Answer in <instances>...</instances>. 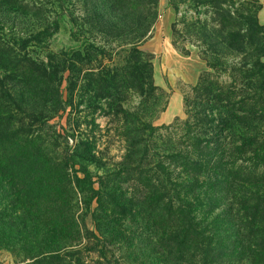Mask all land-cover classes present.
<instances>
[{"label":"rangeland","instance_id":"rangeland-1","mask_svg":"<svg viewBox=\"0 0 264 264\" xmlns=\"http://www.w3.org/2000/svg\"><path fill=\"white\" fill-rule=\"evenodd\" d=\"M257 11L249 0H0V131L26 129L72 159L90 259L113 226L129 238L110 245L116 256L145 258L133 243L150 239L168 180L199 181L188 200L237 223L264 212L252 201L264 199ZM167 39L192 54L181 68L163 66ZM193 56L205 62L197 82ZM23 243L0 247V264H29Z\"/></svg>","mask_w":264,"mask_h":264},{"label":"trees","instance_id":"trees-1","mask_svg":"<svg viewBox=\"0 0 264 264\" xmlns=\"http://www.w3.org/2000/svg\"><path fill=\"white\" fill-rule=\"evenodd\" d=\"M36 140L26 129L0 131V247L23 241L29 264H124L110 245L118 243L122 249L129 238L115 226L106 230L109 238L100 245L98 258H89L87 230L76 211L74 185L82 179L73 175L76 169L67 154ZM196 183L168 180L169 190L155 198L160 209L154 208L150 217V232L144 233L150 239L143 235L141 246L133 243L134 251L145 254L135 262L238 264L247 256L251 264H264V212L258 208L251 215L244 209L238 223L228 211L214 214L212 202L188 200ZM252 201L264 205L261 197ZM249 202L242 199L241 205ZM105 216L111 220L110 214ZM237 249L243 252L240 258L234 256Z\"/></svg>","mask_w":264,"mask_h":264},{"label":"crops","instance_id":"crops-1","mask_svg":"<svg viewBox=\"0 0 264 264\" xmlns=\"http://www.w3.org/2000/svg\"><path fill=\"white\" fill-rule=\"evenodd\" d=\"M252 2H255L258 4V11H257V19L259 23L264 26V0H249ZM192 54H183L181 53L171 42V40L167 39V42H165V49H164V61L163 66L165 68L174 69V68H181V64L190 61L189 58H191ZM197 56V55H196ZM194 57V56H193ZM191 65L195 66V77H193L192 81L197 82L198 76L200 72L204 68V61L202 59L198 60L195 57L192 58ZM162 65L159 66V70L162 69ZM174 117V115H173Z\"/></svg>","mask_w":264,"mask_h":264}]
</instances>
